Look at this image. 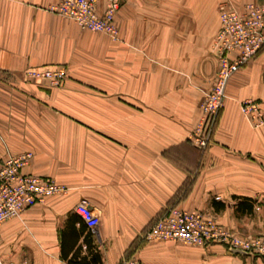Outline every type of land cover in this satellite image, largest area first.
I'll list each match as a JSON object with an SVG mask.
<instances>
[{
  "label": "crops",
  "instance_id": "0c3cea01",
  "mask_svg": "<svg viewBox=\"0 0 264 264\" xmlns=\"http://www.w3.org/2000/svg\"><path fill=\"white\" fill-rule=\"evenodd\" d=\"M95 1L103 14L112 0ZM52 2L0 0V166L32 152L23 173L67 189L1 226L0 264H68L62 233L80 202L100 219L91 252L86 234L76 241L88 262L96 253L97 264H264L176 241L147 242L126 258L172 204L264 238V124L241 109L252 100L264 114V49L230 79L209 147L192 142L219 69L220 4L264 0H118L116 42L49 12ZM59 67L68 69L59 87L26 76Z\"/></svg>",
  "mask_w": 264,
  "mask_h": 264
},
{
  "label": "built area",
  "instance_id": "2783aa9c",
  "mask_svg": "<svg viewBox=\"0 0 264 264\" xmlns=\"http://www.w3.org/2000/svg\"><path fill=\"white\" fill-rule=\"evenodd\" d=\"M118 9V0H112L103 14L98 12L95 0H53L47 8L59 17L76 22L80 28L105 34L115 42L119 40L116 25ZM218 10L220 28L213 50L218 58L219 69L212 89L205 95L201 106L202 118L192 140L202 150L207 149L212 141L218 116L227 98L230 79L264 49V5L249 3L240 10L223 2ZM26 76L51 87H59L67 79L68 69L30 70ZM241 109L255 126L264 124V114L257 102L247 100L242 103ZM33 158L32 152L10 155L0 166V249L1 226L4 223L20 218L32 206L43 203L49 197L64 194L67 190L54 180L23 173ZM74 212L94 233L100 219L91 205L80 202L75 205ZM146 237L148 242L220 244L231 253L264 258V238L240 237L222 227L214 217L178 206L169 209Z\"/></svg>",
  "mask_w": 264,
  "mask_h": 264
},
{
  "label": "trees",
  "instance_id": "16d2710c",
  "mask_svg": "<svg viewBox=\"0 0 264 264\" xmlns=\"http://www.w3.org/2000/svg\"><path fill=\"white\" fill-rule=\"evenodd\" d=\"M190 188L191 185L187 183L186 186H184V188H182L178 192L175 201L179 202L183 200L188 194ZM222 207L224 206H221V208ZM76 223L80 224L79 232L76 230ZM84 234H86L85 245L87 249L91 252V250H93L92 239L94 238V233L88 228V226L84 223V221L80 218L79 215L76 214V218L70 217L67 228L62 233V257L64 260L68 262V264H97L99 262L98 254L96 253L92 254V260L91 262H88L86 256L81 257V250H82L81 246H79L75 250L77 239L80 238V236H83ZM134 243L131 245L130 249L126 253L127 259L131 257L134 254V252H136L139 249L138 247H135Z\"/></svg>",
  "mask_w": 264,
  "mask_h": 264
},
{
  "label": "rangeland",
  "instance_id": "374dc122",
  "mask_svg": "<svg viewBox=\"0 0 264 264\" xmlns=\"http://www.w3.org/2000/svg\"><path fill=\"white\" fill-rule=\"evenodd\" d=\"M223 3V2H222ZM176 202V201H174ZM178 205L176 204H172L171 206H168L163 212H161L155 219L154 221H152L150 223V225L144 230L142 237L138 238L137 241L134 243L135 247H138L139 249L143 248L148 240H147V234L148 232L153 228V226L161 219L163 218L167 212L169 211V209H171L172 207H177ZM99 216V215H98ZM100 224V223H99ZM98 227L99 225L95 228L94 233L97 234L98 233Z\"/></svg>",
  "mask_w": 264,
  "mask_h": 264
}]
</instances>
